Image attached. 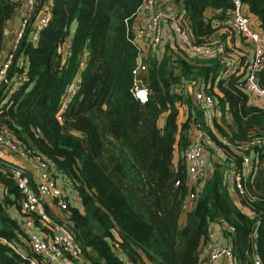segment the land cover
<instances>
[{
	"label": "trees",
	"instance_id": "1",
	"mask_svg": "<svg viewBox=\"0 0 264 264\" xmlns=\"http://www.w3.org/2000/svg\"><path fill=\"white\" fill-rule=\"evenodd\" d=\"M143 2L52 0L51 18L38 41L29 39V30L18 45L26 69L15 64L11 77L23 72L26 77L16 92L6 88L0 95V132L53 163L55 176L71 185L80 202L69 206L72 232L94 262L125 264L118 251L131 264H200L210 226L221 221L233 228L226 234L236 262L264 264V110L250 104L235 71L216 79L215 95L219 61L188 59L181 55L186 50L170 44L159 59L143 61L147 70L140 78L149 96L144 103L134 98L131 71L139 50L132 43L133 22ZM174 2L193 44L224 40L220 29L233 25L232 0ZM241 2L264 33V0ZM21 5V0H0V65L4 31ZM209 77L206 90L219 109L214 126L231 147H224L226 157L215 161L184 211L188 186L183 161L174 163L175 147L187 145L194 118L218 140L200 110L174 89L184 80L206 84ZM259 81L264 86V67ZM252 137L260 143L240 150ZM240 152L252 153L256 163L244 180L245 194L235 201L225 172L241 169ZM0 192V264H30L29 250L24 257L14 249L21 233V194L11 168L2 163ZM12 206L16 218L7 212Z\"/></svg>",
	"mask_w": 264,
	"mask_h": 264
},
{
	"label": "built area",
	"instance_id": "2",
	"mask_svg": "<svg viewBox=\"0 0 264 264\" xmlns=\"http://www.w3.org/2000/svg\"><path fill=\"white\" fill-rule=\"evenodd\" d=\"M21 1L26 11L21 16L19 26L13 32L14 37L10 48L2 55L0 65V87L3 83H6L5 89L7 88L8 94L16 92L26 77L23 72L15 77H11L10 75L9 79L6 80L7 72L16 57L18 45L29 30L31 31L29 39L32 42L38 41L40 29L51 18L52 0H41L39 7L38 0ZM171 1L175 3V0ZM161 3L162 0H144L143 2L141 8L147 9L148 19L144 25L133 32L132 39V43L136 45L138 50L139 46L136 42L138 39L147 40L159 52L165 51L166 41H168V45L170 44L172 47L177 46L184 51L186 50L187 53H191L193 59H216L219 61V69L214 78L215 84L216 79L227 77L235 71L237 60L227 52L224 41L217 40L210 45L193 44L189 30L181 25L178 19L177 8L175 6L172 8L167 6V10L172 11V13L166 16L159 9ZM35 11L36 14L32 21ZM231 19L234 28L247 41L252 42L254 45L251 58L240 66L242 75L237 85L249 96L252 106L260 107L264 110V86L259 81V74L264 66V33L253 28L250 15L245 10L241 0H232ZM174 42L178 43V45L174 44ZM140 53L141 51H139L137 57L140 58V62L131 71L133 78L131 93L134 98L144 103L148 100L149 89L143 85L140 78V75L147 70V65L143 62V56ZM15 64L19 69H26V59L23 57L18 58L17 55ZM208 87H210V83L206 85L201 81L187 83L182 81V84L177 89H174L176 94L187 96L193 105L200 110L204 125L208 127L218 140V142L215 141L205 127L199 126V131L190 138L188 145L184 149L182 157L188 186L187 202L184 211L189 210L197 193L201 191L208 168L207 159L209 161L224 159L226 157L224 147H231L228 139L219 135L214 129L213 121L219 115V109L215 96L206 90ZM62 105L65 108L66 98H63ZM259 143L258 138L252 137L246 145L240 146L239 149L243 150L244 147H253ZM0 145L8 146L9 149L19 153L26 159L31 172L37 178V183L33 182L37 190L36 193L27 176L19 170L11 169V178L16 183L21 194V199L19 200V209L23 215L19 219L21 231L25 234L29 252L34 255L29 263L93 264L83 254L82 247L72 232L69 219L71 213L69 206L76 199L74 197L70 198L67 192L65 193V186L55 176V171L53 172L52 170L53 163L22 149L19 144L13 141V138L8 133L4 134L0 132ZM239 154L242 155L241 169L227 170L225 178L234 186L236 196L242 197L246 192L244 180L248 173L255 169L253 165L256 161L252 163V153L240 152ZM214 169L215 167L211 165L210 171L212 172ZM227 230L233 231V228L228 227ZM211 237L210 232L209 240L203 243L199 249L200 264H221L222 262L224 264H238L234 258L230 244L221 245L215 243L211 240ZM14 249L24 257L27 254V252L24 253L17 248ZM254 263L260 264L257 259L254 260Z\"/></svg>",
	"mask_w": 264,
	"mask_h": 264
},
{
	"label": "crops",
	"instance_id": "3",
	"mask_svg": "<svg viewBox=\"0 0 264 264\" xmlns=\"http://www.w3.org/2000/svg\"><path fill=\"white\" fill-rule=\"evenodd\" d=\"M162 3H167V6L171 7V8L173 6H176V5H174L173 1H171V0H162ZM25 11H26V8L22 4L20 9H19V11L8 21L7 28L4 31V42H3L2 55H4V53L10 48L12 39L14 37L13 32L19 26V23H20V20H21V16L25 13ZM147 14H148V11L145 8H143L141 11H139V13L137 14L136 19L133 22V32H135L137 30V28H139V27H141L142 25L145 24V22L148 19V15ZM250 18H251V25L253 26V28L256 29V30H259L260 32H263L262 29L259 26L258 20L255 17L251 16V15H250ZM219 32H220L219 35L223 34L225 36L224 40L221 37L220 38H221V40H223L225 42L226 47H227V52L234 59L237 60V67L235 68V75L240 77L242 75V73L240 72V66H241L242 63L246 62L247 60H249L251 58L252 53H253V46L254 45H253L252 42L247 41L245 39V37L243 35H241L237 31V29L234 28L233 25L229 26V29L227 27L221 28ZM136 42H137V45L139 46V51H141L140 54H142V56H143V58H142L143 61L147 60V58H158L159 59L161 57V55L163 54V52H159L158 50H156L145 39H138ZM166 44L168 45V41H166ZM174 44L178 45V43H176V42H174ZM169 54L171 55L170 48H169ZM181 55L182 56H186L189 59H193V55H191V53H187L186 51H185V54H181ZM184 81L186 83L188 82L186 80H184ZM210 81H211V79L209 77L206 85H209ZM201 82L204 83L203 81H201ZM212 85H213L214 94L215 95H219V91H218V89L216 87L215 82H213ZM248 101L250 102L249 96H248ZM217 117H219V116H217ZM183 120H185V118L181 117V121H183ZM193 120H196V122L192 123L193 126H190V128H189V131H188V143L190 141V138L197 131H199V126L200 125L198 124V120L196 118H194ZM214 129L217 131L215 126H214ZM188 143H187V145H188ZM186 146L182 150H179L178 146L176 145L175 151H174V154H173L174 163L178 162L180 159L183 161V157L182 156H183V152H184V149L186 148ZM177 152H178V156H177ZM0 160L4 161L6 163H11V164H13V165H15L17 167H21L22 169L26 170L27 172L30 173V175L32 177V181L35 184L37 183V178H36L35 174L33 172H31V170H30V168L28 166V161L26 159H24L19 153L14 152L11 149H9L8 146H6V145H0ZM15 161H17L18 165L14 164ZM215 161H220V160H210L209 161L207 159L208 168H207V171H206L205 180L208 179L211 176L213 171L211 172L210 168H211V165L214 167ZM183 164H184V161H183ZM52 170H53V172L55 171L53 167H52ZM226 183H227V187L229 188L230 194L233 197V200L236 201L237 200V196H236L235 191H234V186L227 179H226ZM67 194H68V196L70 198L74 197L77 200V202L79 201V199H77L78 196H77L75 191L73 193L68 191ZM73 202H74L75 205L80 207V202H79V205H78V203L76 201H72L71 203L73 204ZM18 205H19V203H18ZM7 212L13 218H16L18 216V211H17V209L14 206L9 208V210ZM51 214L53 215V213H51ZM185 216H186L185 214H181V218H180V222L181 223L184 222ZM210 230H211V235H212L211 240L213 242L221 244V245H229L228 236L226 234V230L227 229H226V226H225L224 223H222L221 221L212 222V224L210 226ZM17 243L18 244L16 245L17 246L16 248L18 250H21L24 253H26V251L28 250V247L26 245V237H25V234H24L23 231H21V233L18 234ZM117 255L119 256V258L122 261H124L125 264H131L129 262V260L125 257L124 254H122V253L117 251ZM221 264H224V262H222Z\"/></svg>",
	"mask_w": 264,
	"mask_h": 264
},
{
	"label": "water",
	"instance_id": "4",
	"mask_svg": "<svg viewBox=\"0 0 264 264\" xmlns=\"http://www.w3.org/2000/svg\"><path fill=\"white\" fill-rule=\"evenodd\" d=\"M40 4H41V0H38V7L40 6ZM38 7H37V9H38ZM159 9H160L161 12H162L164 15H166V16H168V15H170V14L172 13V11L167 10V3H162L161 6L159 7ZM35 14H36V11H35V13H34L33 16H32V21H33V19H34V17H35ZM17 54H18V52H17ZM17 54H16V57H17ZM16 57H15V59L13 60L12 65H11L10 69L8 70V72H7L6 80H8L9 77H10V75H11V71H12V69H13V66H14V63H15V60H16ZM139 62H140V58H137V59H136V63L138 64ZM5 87H6V83H3L2 86L0 87V95H1V94L3 93V91L5 90ZM194 122H196V120H194ZM0 162H1L2 164H4V165H7L8 167H10V168H12V169L19 170L22 174H24L25 176H27V177L29 178V180H30V183H31V186H32L33 190L37 193V190H36L35 184L33 183L32 179H31V175H30L29 172H27L26 170L22 169L21 167H17V166H15V165L11 164V163H6V162H4V161H2V160H0ZM82 252H83V254L85 255V257H87V259H88L91 263H93V264H99V263L94 262V261L91 259V257L89 256L88 252H87L85 249L82 248Z\"/></svg>",
	"mask_w": 264,
	"mask_h": 264
},
{
	"label": "rangeland",
	"instance_id": "5",
	"mask_svg": "<svg viewBox=\"0 0 264 264\" xmlns=\"http://www.w3.org/2000/svg\"><path fill=\"white\" fill-rule=\"evenodd\" d=\"M197 86H198V84H197ZM181 110H182V111H180V112H181V117H184V118H185V117H186V110H185V109H181ZM190 125L193 126L192 123H190ZM177 156H178V152H177ZM177 156H176V157H177ZM14 164L18 165L17 161H15ZM64 191H65V193L68 192V191H70L71 193L74 192L73 190H71V185H69V184H67V183L65 184V190H64ZM0 193H1V192H0ZM77 199H78V198H77ZM76 202H77V200H76ZM77 203H78V205H79V201H78ZM72 205H74V202H73ZM182 214H184V213L182 212ZM183 217H184V216H183Z\"/></svg>",
	"mask_w": 264,
	"mask_h": 264
},
{
	"label": "clouds",
	"instance_id": "6",
	"mask_svg": "<svg viewBox=\"0 0 264 264\" xmlns=\"http://www.w3.org/2000/svg\"><path fill=\"white\" fill-rule=\"evenodd\" d=\"M18 52V51H17ZM18 55V54H17ZM14 67V66H13ZM12 72V71H11ZM12 169V168H11ZM228 227H226V229H227ZM227 231H229V230H227Z\"/></svg>",
	"mask_w": 264,
	"mask_h": 264
}]
</instances>
